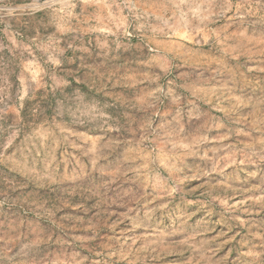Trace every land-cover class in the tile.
Segmentation results:
<instances>
[{
    "label": "rangeland",
    "instance_id": "1",
    "mask_svg": "<svg viewBox=\"0 0 264 264\" xmlns=\"http://www.w3.org/2000/svg\"><path fill=\"white\" fill-rule=\"evenodd\" d=\"M0 264H264V0H0Z\"/></svg>",
    "mask_w": 264,
    "mask_h": 264
}]
</instances>
